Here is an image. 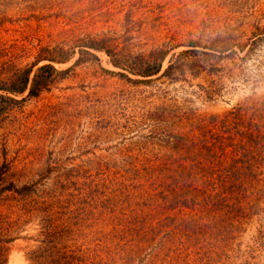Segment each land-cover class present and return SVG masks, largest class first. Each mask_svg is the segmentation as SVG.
<instances>
[{"label": "rangeland", "instance_id": "rangeland-1", "mask_svg": "<svg viewBox=\"0 0 264 264\" xmlns=\"http://www.w3.org/2000/svg\"><path fill=\"white\" fill-rule=\"evenodd\" d=\"M105 37L126 65H150L135 55L155 48L169 54L145 79L104 51L75 63L79 46ZM43 50L77 52L30 93ZM171 61L173 75L162 76ZM28 69L27 88L9 90L22 87ZM238 118L253 120L250 131L264 141V0H0V264H30L38 246L67 264L65 254L86 251L113 227L127 199L151 209L145 188L119 192L120 184L148 180L144 168L178 138L208 146L211 127ZM258 176L262 198L248 210L252 197L243 200L214 264H264V168ZM111 197L117 206L108 208ZM159 208L166 225L182 221L178 208ZM192 214L204 223L203 212ZM159 252L134 264H164Z\"/></svg>", "mask_w": 264, "mask_h": 264}, {"label": "trees", "instance_id": "trees-1", "mask_svg": "<svg viewBox=\"0 0 264 264\" xmlns=\"http://www.w3.org/2000/svg\"><path fill=\"white\" fill-rule=\"evenodd\" d=\"M107 42L106 37L89 38L79 46L78 52L73 51L69 54L58 55L54 50H43V55L37 57L34 65L40 61L47 62L36 70L30 93L35 94L39 88L48 84L49 77L45 76L44 71L51 69L56 71L54 63L67 62L76 52L79 53V57L75 63L79 64L87 60L86 56L97 57L91 50L104 51L111 57L114 66L124 71L125 69L134 71L144 79L158 74L162 69L163 61L169 54L168 50L155 48L149 56L135 55L139 59H147L151 62L150 65H143V63L126 65L121 61L122 54L111 49ZM173 69L174 65L171 61L161 75L172 76ZM181 71L184 70L181 69ZM29 75L30 69L25 71L22 87L16 89L10 87L9 90L23 92L27 88ZM120 75L130 79L124 72H120ZM252 121L249 119L247 122L245 119L238 118L236 123L223 121V127H211L207 134L210 133L212 138L204 143L210 144L208 146L194 145V139L189 138V144L185 145V142H182L185 136L180 141L178 138V142L172 143V148L157 156L158 163L155 164V168H144L143 171L148 176V180L137 185L124 183L123 186L120 184L117 187L119 192L124 189L135 192L140 188H145L144 191L148 196L145 203L150 204L151 209L148 210V205L141 208L138 203L132 206L131 200L127 199L124 203L129 211L124 214L127 211L124 209L125 205L119 208V214L115 218L117 220L114 221L113 227L98 236L95 245L87 247L86 251L75 248L71 254H65L66 263L134 264L136 260L151 261L152 259L146 258L145 255L154 253L158 248L159 255L166 254L164 264H183L178 256L184 255V258L194 256V261L200 264H214L215 260L217 262L224 251L216 257L218 244L226 242L224 247H227L229 236L240 225V218L243 216L242 209H245L241 207L243 200L252 197L246 203L248 210L262 198L257 199V196L262 195V191L259 192L257 189L256 180L259 179L258 170L261 172L264 168V157H262L264 141L260 133L254 134L250 131ZM240 127H242L241 131H239ZM237 135L240 138L236 143L235 136ZM161 138L163 142L164 138L168 137L164 134ZM137 177L139 175H136ZM204 177H206L205 181H203ZM195 180L202 181V185H195ZM139 196L140 194L135 193L129 198L134 200ZM109 199L111 202H106L105 204L108 205L106 207L109 208L113 204L117 206L115 197ZM160 201L164 204L168 203L169 209H179L183 219L179 221L178 226L166 225L164 220L158 219V215L162 213L159 206L167 207ZM155 202L160 203L155 213H152ZM238 211H240L239 214H237ZM192 212H197L199 217L203 212L204 223H199V218L190 217L189 214ZM197 215L193 216L197 217ZM234 219H239L238 225L234 224ZM48 252L51 255L48 248L38 246L30 252V264H60L61 261H57L58 259L49 260ZM141 255H143L142 258H139Z\"/></svg>", "mask_w": 264, "mask_h": 264}]
</instances>
